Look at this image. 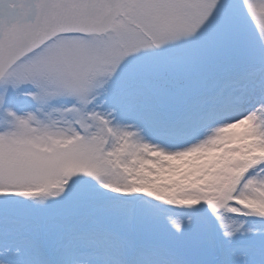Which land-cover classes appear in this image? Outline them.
Wrapping results in <instances>:
<instances>
[{
	"label": "snow or ice",
	"instance_id": "obj_1",
	"mask_svg": "<svg viewBox=\"0 0 264 264\" xmlns=\"http://www.w3.org/2000/svg\"><path fill=\"white\" fill-rule=\"evenodd\" d=\"M0 264H264V0H0Z\"/></svg>",
	"mask_w": 264,
	"mask_h": 264
}]
</instances>
